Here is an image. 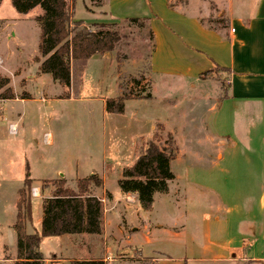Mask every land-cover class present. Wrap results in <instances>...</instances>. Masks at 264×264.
<instances>
[{
	"label": "crops",
	"instance_id": "0c3cea01",
	"mask_svg": "<svg viewBox=\"0 0 264 264\" xmlns=\"http://www.w3.org/2000/svg\"><path fill=\"white\" fill-rule=\"evenodd\" d=\"M212 1L215 9L211 11L217 12V18H221V27L207 24L197 11L172 6L170 0H144V6L140 8L132 7L135 0H110L104 13L97 12L112 23H120L117 19H147L153 45L148 59V76L152 81L154 77L182 81L181 89L193 98L191 106L206 102L208 116L203 124L193 122L190 127L192 132L187 136H190L188 139L192 144L189 142L188 151L179 150L167 122L158 119L149 123L146 138L135 136L126 148H122L119 142L112 143L111 148L102 154V162L117 185L123 170L131 167L142 155L139 153L145 150L138 147L139 143L151 138L157 126H160L162 133L170 135L174 141L172 148L175 157L169 164L174 179L167 183L166 192L153 195L152 207L146 211L141 208L135 195L122 193L118 185V192H109L100 175L88 174L98 178L103 187L101 194L89 195L103 202V215L100 234L87 235V244L82 247H104V250L89 248L88 257L74 260H102L106 264H113L117 261L110 256L111 250L107 247H117L116 254L128 248L130 255L137 256L130 259L135 264H144L151 253L170 247L179 255V262L200 255L210 257L213 262L264 264V0ZM92 13L94 11L88 10L87 19L76 20L82 21L86 27L105 23L103 21L106 19L96 18ZM32 25L35 30L38 28L40 37L38 23ZM17 48L21 51L24 49L21 46ZM104 55L92 58L110 65L112 62H108ZM87 61H71L80 64V76ZM140 64L138 62L136 65ZM114 65L116 68V63ZM215 69L226 74V85L221 91L220 87L217 88V95L213 91L209 94L203 82L205 76ZM25 70L22 68L14 79L1 75L9 79V87L13 80L18 84L21 82L19 92L10 87L15 99L0 100L2 120L15 122L10 125L16 128L13 134L18 136V148L15 149L18 155L21 144L27 148L33 141L36 142L38 134L36 123H31V119L21 110L32 100L25 90L27 80H30V76L24 75ZM71 76L70 69V85ZM116 78L115 71V81ZM167 87L166 84L165 90H170ZM118 97L122 96L117 95L116 91V96L110 99ZM182 97H173L174 100L165 97L159 105L168 111L178 112L179 122L184 125L187 120L184 106L187 104ZM151 98L150 94L148 99ZM107 100L103 99L104 109ZM127 101L130 99H125L124 108ZM247 103L260 106L262 119L258 124L250 126L246 119L244 124L243 117L248 114L244 109ZM43 138L46 143H52L49 133H45ZM33 146L30 161L26 158H9L7 164L5 153L0 151V187L5 185L9 188V183L17 182L16 188L21 190L24 181L28 180L36 192L30 201L31 221L25 225L28 235L40 233L42 202L52 197L50 182L59 180L63 189L76 193L69 183L75 180L73 183L77 187V183L85 178L68 180L61 173L49 176L46 173V160L38 152L36 143ZM133 154L136 156L131 166L124 168L119 175L113 172L118 159ZM24 162L27 172L22 177ZM252 187L255 188L254 192ZM20 190L14 193L8 219V226L15 236V249L14 225ZM33 200H37L35 206ZM79 236L82 235L55 238L66 242L67 247H81L74 244V238ZM4 261L12 264L15 259Z\"/></svg>",
	"mask_w": 264,
	"mask_h": 264
},
{
	"label": "rangeland",
	"instance_id": "374dc122",
	"mask_svg": "<svg viewBox=\"0 0 264 264\" xmlns=\"http://www.w3.org/2000/svg\"><path fill=\"white\" fill-rule=\"evenodd\" d=\"M66 1L70 5L71 0ZM109 1L100 0V3L95 5L93 0H76L73 18L85 20L87 11L91 10L94 11L92 14H95L96 18L105 20V16L97 14V12L104 13ZM170 4L183 10L197 11L207 24L215 27L222 25L221 18L216 16L217 12L211 11L215 9L212 0H170ZM141 6H144V0H135L132 5L135 8ZM39 14V8H35L31 12L21 15L13 9L10 0H2L0 3V77L5 75L14 79L22 68L26 69L24 75L30 76V80H27L25 90L31 95L32 100L26 103L25 108L21 110L27 114V118L31 119V123H36L38 131L36 142L33 141L27 148H23L21 144L18 155L15 150L18 148L16 146L18 136H15L10 128L12 126L10 124H15V122L14 120H12L13 122L2 120L0 116V137H3V139L0 138V151L5 153L7 164L9 158L12 160L26 158L30 161L32 150L35 148L33 145L36 143L38 152L47 162L46 173L49 176L53 177L61 173L68 180L85 177L84 180L87 182L84 184L87 193L94 195L101 194L100 190L103 187L98 178L94 176L93 179L90 178L91 176L88 174L91 173H96L103 178L104 186L109 192H118L116 180L106 171L102 162V154L107 152L114 142H119L122 148H126L133 137L146 138L149 134L148 125L155 119L166 121L173 131L179 150L188 151L189 142L192 144L188 139L190 136H187L192 132L190 127L193 122H196L197 125L205 122L208 116L207 104L206 102H197L196 107L191 106L193 98L181 89L183 83L177 78L167 80L154 77L152 81L148 76V59L153 45L146 26L131 25L122 22L124 21L122 19H117L116 21L120 23H115L111 28L117 30L121 37L114 51L106 54L108 62L112 63L107 65L99 61L98 58H92L86 62L81 76L80 64L71 63V85L69 88H65L54 82L49 75H41L39 72V62H37L38 59L41 60L37 51L39 31L38 28L35 30L32 25L35 24ZM103 22L112 24L108 18ZM87 28L91 31L95 30L91 25ZM19 46L24 49L21 51L20 48H17ZM113 62L116 63V68ZM138 62L141 64L137 66ZM36 64L38 68H36ZM115 71L117 72L116 81L114 79ZM32 77L33 79H31ZM205 79L203 82L209 94H212L213 91L217 95L219 91L217 88L220 87L221 91L226 85V74L218 69L206 75ZM19 84L13 80L10 87L13 91L19 92ZM166 84L170 89L168 91L165 90ZM116 91L117 95L130 99V101L125 103L123 114L107 115L103 99L115 97ZM150 94L152 95L151 99L132 100ZM181 96H183L184 103L187 104L184 106L187 119L184 125L179 122L178 112L168 111L159 105L165 97L174 100L175 97L178 99ZM259 107L249 103L245 104L244 109L248 114L243 117V122L246 119L250 126L258 124L262 119ZM45 133L52 136V143L45 142L43 138ZM173 142L172 137L163 134L162 128L157 126L155 134L148 140L141 141L138 147L141 149L144 147L146 150L149 144H154L160 149H169L174 147ZM245 146L248 145L245 144ZM145 150L139 154H143ZM135 156L133 154L128 158L118 159L113 172L117 175L121 174L124 168L132 165ZM25 167L26 162L23 163L22 177L27 172ZM176 167L175 163L174 168ZM73 182L75 183V180L69 185L77 193V187ZM27 183L25 180L24 184ZM9 184H11L9 188L5 185L0 187V214L4 213L1 214L0 219V264H8L4 260L15 259V236L8 226V219L11 214L10 204L15 196L14 193L20 189L16 188L17 182ZM24 184L22 189L26 191V195L31 201L32 188L27 190L24 188ZM61 184L62 182L59 180L50 182L51 196L54 195L56 187H62ZM254 189L251 188L253 192ZM252 196L250 197L252 198ZM102 197L105 198L104 195ZM159 197L156 198V205ZM32 204L35 206L37 200H33ZM86 238L87 235L74 238V244L81 247H67L66 242L55 237L43 238L39 244L38 252L43 256L44 264H70L74 259L89 256L87 250L90 247H82L87 244ZM107 248L111 250L110 256H113L117 261L113 264H135L130 257L136 259L137 256L136 254L130 255L128 248H124L126 253L118 254L115 252L117 247ZM90 249L103 251L104 247ZM160 252L151 253L150 259H147L144 264H241L213 262L210 257L200 255H196L195 259H182L179 262L177 259L179 255L170 247H164V249H160ZM151 259L153 262H150ZM137 264L140 263L137 262Z\"/></svg>",
	"mask_w": 264,
	"mask_h": 264
},
{
	"label": "trees",
	"instance_id": "16d2710c",
	"mask_svg": "<svg viewBox=\"0 0 264 264\" xmlns=\"http://www.w3.org/2000/svg\"><path fill=\"white\" fill-rule=\"evenodd\" d=\"M2 0H0L1 3ZM76 0L70 5L66 0H10L13 9L25 15L35 8L42 12L36 18L40 28L38 53L39 72L49 75L59 85L70 86L71 61L85 62L94 56H102L114 51L120 40V33L111 28L115 23H95V30H89L82 21L73 18ZM95 5L100 0H93ZM131 25L148 28L147 19H126ZM149 37L152 32L148 28ZM148 99L149 95H145ZM15 96L9 87V79L0 77V100H13ZM125 97L108 99L105 111L108 114H122ZM175 151L160 149L149 144L145 152L135 163L123 170L117 185L122 193L135 195L142 209L152 207L153 195L167 191V183L174 179L170 171V161ZM90 178L93 179V176ZM24 188H31L30 182ZM86 180L77 183V193L62 187H56L54 195L42 202L43 217L40 233L26 234L25 225L31 221V203L24 189L19 192L16 206V258L13 264H43V256L38 247L43 238L63 235H98L101 232L100 221L103 206L99 199L87 194ZM70 264H106L102 260H73Z\"/></svg>",
	"mask_w": 264,
	"mask_h": 264
},
{
	"label": "built area",
	"instance_id": "2783aa9c",
	"mask_svg": "<svg viewBox=\"0 0 264 264\" xmlns=\"http://www.w3.org/2000/svg\"><path fill=\"white\" fill-rule=\"evenodd\" d=\"M10 128L12 130L11 132L14 133L15 132L14 126H11ZM34 195H36V192H35V190H32V196H34Z\"/></svg>",
	"mask_w": 264,
	"mask_h": 264
}]
</instances>
